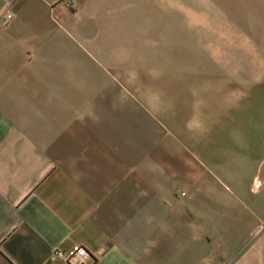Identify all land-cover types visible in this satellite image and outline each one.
<instances>
[{
  "label": "crops",
  "instance_id": "crops-1",
  "mask_svg": "<svg viewBox=\"0 0 264 264\" xmlns=\"http://www.w3.org/2000/svg\"><path fill=\"white\" fill-rule=\"evenodd\" d=\"M73 244L264 264V0H0V264Z\"/></svg>",
  "mask_w": 264,
  "mask_h": 264
},
{
  "label": "built area",
  "instance_id": "built-area-1",
  "mask_svg": "<svg viewBox=\"0 0 264 264\" xmlns=\"http://www.w3.org/2000/svg\"><path fill=\"white\" fill-rule=\"evenodd\" d=\"M11 17L12 14L7 13L2 24H6ZM52 253L55 256L63 257L68 264H91L93 261L91 252L82 244H73L66 249L55 247Z\"/></svg>",
  "mask_w": 264,
  "mask_h": 264
},
{
  "label": "rangeland",
  "instance_id": "rangeland-1",
  "mask_svg": "<svg viewBox=\"0 0 264 264\" xmlns=\"http://www.w3.org/2000/svg\"><path fill=\"white\" fill-rule=\"evenodd\" d=\"M201 20H202V18H199L200 22H201ZM210 20H211V18H208V19L206 18V20L204 22L208 23L207 21H209V23H210ZM204 26H205V24H204ZM181 53H182V58H184V59L190 58L191 56H206L205 50L202 48H196V44L192 43L191 40L187 36H184V46H183V49L181 50ZM240 115L241 114H239V113H232L231 118L229 120L230 121H240V120L245 119L247 122L254 121L252 114H246L245 118H240ZM168 126H170V125H168ZM210 168L216 173L214 168H212V167H210ZM249 170L253 171L254 168L252 166H250L249 168L246 169V171H249ZM221 179L225 180L222 177H221Z\"/></svg>",
  "mask_w": 264,
  "mask_h": 264
}]
</instances>
